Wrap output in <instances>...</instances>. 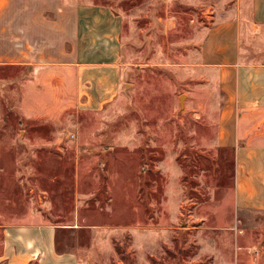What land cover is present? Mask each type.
Segmentation results:
<instances>
[{"label": "rangeland", "instance_id": "1", "mask_svg": "<svg viewBox=\"0 0 264 264\" xmlns=\"http://www.w3.org/2000/svg\"><path fill=\"white\" fill-rule=\"evenodd\" d=\"M73 1L121 14L126 74L101 109L26 119L23 69L0 67V225L54 223L80 264H264V212L235 208L233 155L215 145L221 96L191 77L219 2Z\"/></svg>", "mask_w": 264, "mask_h": 264}, {"label": "crops", "instance_id": "2", "mask_svg": "<svg viewBox=\"0 0 264 264\" xmlns=\"http://www.w3.org/2000/svg\"><path fill=\"white\" fill-rule=\"evenodd\" d=\"M217 2L189 54L191 77L213 81L221 96L214 141L233 155L235 208L264 212V0ZM122 33L109 5L0 0V67L24 68V117L56 119L112 101L126 74ZM59 228L33 216L0 225V264H80L76 252L57 248Z\"/></svg>", "mask_w": 264, "mask_h": 264}, {"label": "trees", "instance_id": "3", "mask_svg": "<svg viewBox=\"0 0 264 264\" xmlns=\"http://www.w3.org/2000/svg\"><path fill=\"white\" fill-rule=\"evenodd\" d=\"M8 67V66H7ZM21 68L23 69V71H24V68H23V66H21ZM23 71H22V73H23Z\"/></svg>", "mask_w": 264, "mask_h": 264}]
</instances>
